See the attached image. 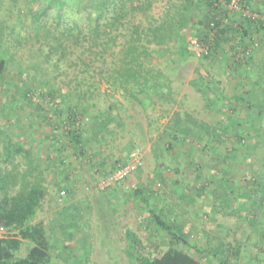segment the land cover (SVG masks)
<instances>
[{"label": "rangeland", "instance_id": "1", "mask_svg": "<svg viewBox=\"0 0 264 264\" xmlns=\"http://www.w3.org/2000/svg\"><path fill=\"white\" fill-rule=\"evenodd\" d=\"M81 2L68 0L74 7ZM230 2L140 0L139 10L118 6L109 16L110 35L86 53L87 66L76 62L80 49H71L75 54L60 61L67 82L90 92L78 112L83 146L77 162L58 156L74 151L64 137L59 144L65 146L55 148L36 136L44 120H57L52 103L44 99L47 111L36 118L38 98L32 108L22 97L11 106L14 92L0 88V170L16 177L14 193L30 170V180L47 191L34 224L45 231L50 264H141L171 249L202 264H219L226 256L238 264H264V0H243L257 20ZM25 3L0 0V25L15 26ZM182 13L187 25L179 32ZM213 17L219 26L210 29ZM225 27L230 31L221 35ZM137 28L139 37L133 35ZM247 28L253 31L249 40ZM28 32L33 42L34 28ZM217 38L222 40L214 46ZM11 41L15 53L4 56L0 45V58L8 60L17 86L25 82L46 94L64 80L51 64L36 60L30 46ZM132 48L135 60L127 55ZM132 74L136 82L127 83L123 75ZM93 120L112 124L94 127ZM100 129L107 140H95ZM9 140L13 147L5 152ZM136 150L140 156L132 158ZM124 164L133 168L126 181L97 189L103 176ZM70 178L74 183L68 185ZM150 209L178 235L182 226L187 243L153 223ZM0 240H18V257L36 246L18 230L0 234ZM197 249L221 251L215 257Z\"/></svg>", "mask_w": 264, "mask_h": 264}, {"label": "trees", "instance_id": "2", "mask_svg": "<svg viewBox=\"0 0 264 264\" xmlns=\"http://www.w3.org/2000/svg\"><path fill=\"white\" fill-rule=\"evenodd\" d=\"M78 7L70 6L68 0H26V10L20 14L17 18V24L13 27H7L0 25V45L4 47V56H9L10 53H15L12 49L15 48V44L11 41L17 42L19 47L30 46L31 54L40 60L42 63H49L53 66L57 79L64 76V80L54 83L51 91L48 90L46 94L44 92L39 93L34 87L24 83V86H17L16 81L11 77L8 65L9 62L5 57L0 58V88L14 93L10 96L9 104L14 106L11 101H16L22 97V100H27L30 104H24L29 108L35 106V100L38 98L39 112L33 113L36 118H41L46 113V104L44 99L48 103H52L51 110L53 109L54 118L57 120H64V125L67 134L74 140L76 144H82L83 137L81 135V128L77 125V120H81L82 105L88 96L89 91L79 92L76 87L71 89V82H67L69 77L62 69L60 61L64 60L67 55L75 54L72 48H76L77 51V63L86 64V53L92 51L94 47L98 45V42L102 37H107L110 32L107 30L108 26H111L110 14L115 13L114 9L121 6L126 8L127 5H131L133 10H139V6L135 3L140 0H83ZM189 2L191 0H188ZM248 2V0H247ZM252 2H248L251 5ZM85 5V6H84ZM98 13V18L94 20V13ZM118 14V13H117ZM119 15V14H118ZM117 15V17H118ZM178 21V31L184 30L187 25V19L184 13ZM115 21L119 20V18ZM208 27L214 29L218 27L219 23L215 18H211ZM1 23V21H0ZM248 25L252 27V21H247ZM34 28L33 42H29L28 31L30 27ZM18 29L20 33L17 34ZM248 29V30H247ZM244 29V33L248 35V40L252 35L250 28ZM252 29V28H251ZM221 35H225L230 31L229 27L220 29ZM133 35L139 37L140 33L138 28L133 31ZM185 44L186 40L182 39ZM222 39L217 38V41L212 42L214 46H217ZM82 42V44H81ZM84 42V43H83ZM90 44L86 47L84 44ZM132 48L128 50L127 55L135 60V56H132ZM185 49V48H184ZM186 51V49H185ZM17 55V53H16ZM76 66V63H74ZM50 75V74H49ZM136 74L123 75V78L127 83L131 81L136 82ZM66 77V78H65ZM204 77V76H203ZM203 79V78H202ZM74 82V81H72ZM50 84V80L48 82ZM70 86V87H69ZM36 92L38 93L36 95ZM32 94V95H31ZM34 95V96H33ZM36 95V96H35ZM76 97V98H75ZM74 99V100H73ZM8 102V101H7ZM33 104V105H32ZM12 108V107H11ZM79 112V113H78ZM43 120V119H41ZM1 135V134H0ZM9 140L5 146V152H8L13 143ZM32 170L26 172L23 175L24 181H22L19 190L14 193L12 189L17 186L16 177L10 178L11 173H5L0 170V228H5L9 231L18 230L23 240H29L36 243L28 256L18 257L16 255L17 245L20 244L18 240H0V264H50V255L45 246V231L41 225H35V219L42 201L47 195L45 188L41 186L38 180L31 181L30 176ZM12 179V180H10ZM264 204V197L260 199ZM145 202H149L145 199ZM150 215L152 216L153 223H156L162 229H166L171 236L176 238L179 242L187 243L185 234H183L182 226L176 228L179 234L174 231L172 226H167V223L158 215L154 209H150ZM172 227V228H171ZM198 252L210 253L217 257L220 253V249L216 250H199ZM141 264H202L195 257L186 254L178 249H171L163 256L158 258H142ZM219 264H238L235 259L222 258L219 260Z\"/></svg>", "mask_w": 264, "mask_h": 264}, {"label": "crops", "instance_id": "3", "mask_svg": "<svg viewBox=\"0 0 264 264\" xmlns=\"http://www.w3.org/2000/svg\"><path fill=\"white\" fill-rule=\"evenodd\" d=\"M99 121V122H98ZM93 120V122H94V125H96V126H94V127H97V126H99V124L100 123H102L103 125H109L108 123L109 122H111V124H112V121H110V120H105V122H103L102 120ZM115 121V120H114ZM114 121H113V123H114ZM75 122H77V121H75ZM44 123H46V125H44L45 126V129L42 131L43 133H40V132H38L37 134H36V136L38 135V137H42L43 138V141L45 140V141H49V143L50 142H55V144H54V146H55V148L57 147V148H59V146H61V147H64L65 146V144L64 145H60L59 143L61 142V140L63 139V137L65 138V141H66V144H68V145H66L67 147H69V145H70V147H73V149H74V151L72 152V151H69L70 153H68V152H64V151H60L59 152V155H58V152H56L55 154L56 155H58L60 158H65V157H67V158H72V159H74V160H76V159H78L79 157L80 158H82L81 157V152H79V150L80 151H82V146H83V143L82 144H76V143H74V140H72V138H70L69 136H66L65 134H67V132H66V128L68 129V127H66L65 125H64V120H44ZM124 123H123V121L122 122H118V123H116V125H118V126H121V125H123ZM51 126V128L49 129V130H47L46 131V129H48V127H50ZM134 130H136V129H134ZM133 130V131H134ZM102 130L100 129V130H96V135H95V137H96V139L95 140H97V138H100L99 140H101V141H104V140H107V139H104L103 140V138L104 137H102V134H99V132H101ZM137 131V135H138V137H139V139L141 140V142H142V133L141 132H139L138 130H136ZM93 139V138H92ZM57 142V143H56ZM83 142V141H82ZM54 146H53V150H57L58 151V149H55L54 148ZM60 147V148H61ZM61 150V149H60ZM51 152H52V149H51ZM51 152H49V153H51ZM131 153V152H130ZM65 154V155H64ZM49 155H51V154H49ZM106 158H107V156H106ZM106 158H104L103 157V160H102V163H104L107 159ZM76 162H77V160H76ZM91 174V173H90ZM92 175V174H91ZM81 176L83 177H87L88 176V174L87 173H82L81 174ZM69 181L70 182H68V185H69V183L71 184V183H74L72 180H71V178L69 179ZM66 185V184H65ZM68 185H66V187L68 186Z\"/></svg>", "mask_w": 264, "mask_h": 264}, {"label": "built area", "instance_id": "4", "mask_svg": "<svg viewBox=\"0 0 264 264\" xmlns=\"http://www.w3.org/2000/svg\"><path fill=\"white\" fill-rule=\"evenodd\" d=\"M243 0H231L230 6L233 10H240L244 14L245 17H247L250 20H257L258 15L253 13L251 10L246 8L245 6L242 5ZM140 156V151L136 150L135 152L132 153L131 157L132 158H137ZM132 165L131 164H124L113 171L109 172L105 176H103L100 181L97 183V189L100 191H105L110 188L115 187L116 185L126 181L131 173H132ZM0 234L1 235H8L9 230L5 228H0Z\"/></svg>", "mask_w": 264, "mask_h": 264}]
</instances>
